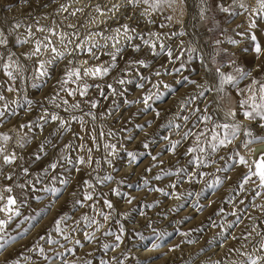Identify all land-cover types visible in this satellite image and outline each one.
Wrapping results in <instances>:
<instances>
[{
	"label": "rangeland",
	"instance_id": "rangeland-1",
	"mask_svg": "<svg viewBox=\"0 0 264 264\" xmlns=\"http://www.w3.org/2000/svg\"><path fill=\"white\" fill-rule=\"evenodd\" d=\"M243 3L248 11L240 9L233 0H184L181 5V13L184 15L181 14L180 20L173 22L166 19L167 15L172 17L171 9L167 7L168 10L164 8L167 15L165 11H157L151 16H145L141 15L144 5L133 7L127 0H28L27 3L24 0H0V31L10 41L7 47L0 46V58H3L0 63L8 61L7 54L12 53V59L25 68L15 82L8 81L0 68V95L5 97V100L0 101V111L7 108L5 115L0 117V135L10 137L6 144L0 142V146L5 148L6 153L17 157L12 165H3L0 159V193H3L5 186L12 187L11 194L17 198L21 212L3 232L6 239L15 237V240L0 249V264H83L86 260H92L93 264H100L101 260L109 261L110 264H116L117 260L122 264H216L217 261L221 264L236 261L239 264L243 257L234 251L236 249L264 256V253L252 247L253 243L260 240L256 233H252V242L232 238L250 231L254 224L264 231V223H261L264 212L259 207L264 206V198L257 197L253 200L252 184L246 185L247 191L237 196L239 189L236 185L247 169L240 165L228 167L233 163L229 157H235L237 151L253 164L246 154L248 148L241 144V140L246 139L243 131L231 145L219 149L213 162L206 167L195 168L188 163L190 157L186 155L189 147L196 146L195 134L202 130L210 135L209 129L213 127L211 122H198L197 117L202 112L211 114L213 121L231 123L232 120L227 118L226 113L229 109H236L238 115L234 119L241 129L247 127L254 137L264 138V127L245 120L239 114L237 103L244 97L237 95L236 88L227 86L223 97L214 90L205 92L201 97L198 96L201 89L182 79L186 77L202 85L207 82V86L211 87L216 83V67L221 66L222 72L234 73L233 61L252 69L253 76L257 79H264V72L255 71L257 65H264V56L257 59L255 53L242 51L250 49L251 34L256 35L257 42L264 47V17L253 14L259 8L258 0H243ZM62 4L69 6L67 12L60 11ZM97 6L104 15L95 10ZM222 7L229 8L230 11H222ZM76 9L83 11L76 16L70 15ZM233 11L238 14L231 15ZM252 21L257 24L254 29L249 28ZM17 23L20 27L13 28ZM69 24L77 26L80 41H89L88 44H82L85 51H76L55 61L54 66L48 69L50 76L46 80L34 81V66L38 64V60L36 57L27 59L24 54L31 51L36 38L43 40L47 35L36 32L35 29L55 26L57 33L63 32L67 37L65 44L68 40L72 41L68 44V49L71 50L78 41L72 35L73 29L68 27ZM122 25H129L136 31L130 33L133 36L131 43L124 36L118 37L120 44L117 47L121 52L113 61L111 56L115 49L112 45L115 41L106 37L116 36L114 30ZM28 26H31L32 37L28 36ZM181 32L184 34L180 35ZM153 33L156 35H152ZM238 33L246 35L242 37ZM17 39L29 42L17 45ZM50 39L59 51H65L57 36H51ZM230 39L237 40L238 44H230ZM145 40L155 44L156 48H150L144 43ZM93 42L99 45L93 49L99 59L86 51ZM161 43L171 50V57L167 51H159ZM135 46H139V50ZM191 49L195 51H190ZM50 58L51 54L44 52L39 60ZM69 60L73 61V65L68 64ZM84 61L88 63L85 64ZM137 61H144V66L135 63ZM98 65L114 66L109 68L106 76L84 78L89 84L84 97L78 92L74 96H68L66 91L61 90L58 81L64 78L66 66L83 69ZM251 78L240 81L237 87L245 89ZM121 79L126 83L120 84ZM177 81L181 83L177 84ZM10 83L18 91H7ZM34 83L41 86L33 87ZM138 84L144 87L139 88ZM108 85L112 88L109 89ZM164 85L171 86V94ZM65 87L74 90L76 85L69 83ZM155 92L164 95L145 112L140 101L144 95ZM26 99L32 101L31 107L24 104ZM186 99L190 101L187 104L184 103ZM63 100H67L68 105H63ZM90 102H95L97 107L91 108ZM75 103H79L80 107L73 110L70 105ZM57 104L61 106L57 107ZM65 107L69 110L65 111ZM45 111L70 121L67 131H63L61 135L57 131L58 121L52 122L50 116L49 123L43 129L34 128L29 132L25 127L21 131V125L29 122L42 123L39 118ZM72 116L77 119L72 120ZM93 116L96 118L92 119ZM184 116L189 119L185 121L182 118ZM81 119L84 121L83 125L80 123ZM170 123L172 127L168 128ZM194 124L197 127H193ZM189 131L193 135L184 138V133ZM24 135L28 137V142L20 148L18 141ZM45 140H50L51 143L41 152L40 146ZM149 141L152 142L145 149L143 144ZM201 141H204V137H201ZM81 143L84 144V151L79 150ZM106 143L116 145L114 155H107L110 150L104 148ZM172 143H177L174 150L171 149ZM65 144L74 150L62 153ZM254 144L250 145L251 148ZM89 149L93 161L99 163L78 166L79 171L71 170V183L66 188L62 186L59 180L68 177L70 173L66 163L60 161L59 157L63 154L72 159L79 156L87 158ZM128 152L139 153L135 163L129 161ZM36 156L40 159L37 160ZM153 157L157 159L153 160ZM52 163L58 165L55 170L50 168ZM220 166L227 168L226 174L230 179L215 191L196 197V192L206 189L208 182L221 175L217 172ZM177 168L186 170L183 182H180V176L155 179L157 175H162V170L175 171ZM24 169L28 170V175H24ZM197 171L204 173V179H191L192 174ZM8 176L12 179H7ZM104 176H111L112 179L103 184L96 182L97 177ZM145 180L148 181L147 185L144 184ZM84 181L92 183L93 188L84 187ZM20 185L24 187L21 188ZM172 185L176 187L173 188ZM46 187L58 188L61 194L58 197L46 194L43 191ZM85 192H94V199L83 201ZM163 192H174L176 195L164 196ZM188 192H192L193 196H187ZM73 193L83 201V206L74 204L77 196ZM105 199L112 203V209L104 205ZM241 199H245L248 205L243 223L239 227H233L231 235L226 232V239H222L218 234L228 222L235 219L230 213L245 207L239 203ZM220 209H223V213L217 215ZM99 212L109 215V220L105 221L97 214ZM84 215L95 218L102 225L100 231H96L95 225L86 227V222L82 219ZM62 216L68 219L61 227L64 228L65 235L72 237L73 242L65 241L53 232L55 221ZM6 218L0 214V219ZM121 226L124 232L121 240L117 241L115 237L120 235ZM197 229L202 231H195ZM106 232L111 235H105ZM159 233L166 234L164 240H156ZM48 234L59 243L49 246L39 240L41 236ZM85 234L94 236L89 241L85 239ZM137 234L142 235L144 240L141 241ZM75 239L81 241L79 246L74 243ZM209 241L214 242L209 244ZM154 242L160 246L154 248ZM117 243L119 247H115ZM37 244L44 247L47 260L35 251ZM105 244L113 247L105 251ZM242 244L246 246L242 248ZM65 248H72L73 253L66 252ZM57 253H63V256Z\"/></svg>",
	"mask_w": 264,
	"mask_h": 264
},
{
	"label": "snow or ice",
	"instance_id": "snow-or-ice-1",
	"mask_svg": "<svg viewBox=\"0 0 264 264\" xmlns=\"http://www.w3.org/2000/svg\"><path fill=\"white\" fill-rule=\"evenodd\" d=\"M25 3L28 2V0H24ZM234 4H237L240 9H243L244 11H248L247 6L243 3V0H233ZM127 3L129 5H132L135 7L136 5H144V12L141 13V15L145 16H151L152 14L156 13L157 11H162L165 7L169 9H175L178 5H182L184 3V0H127ZM259 8L254 11V15H260L261 17H264V0H258ZM68 5H61L60 11L61 12H67L68 11ZM113 7H116L115 5ZM98 13L101 15H104V13L101 11L100 7L97 6L95 9ZM82 9H76L70 13L72 16H76L78 12H82ZM222 11L229 12V8L222 7ZM237 12H231V15H237ZM203 16V13H201ZM167 20H172L171 16L166 17ZM13 28L18 29L20 27V24H14L12 26ZM69 28L73 29L72 35L76 38L78 41L75 44V47L71 50L68 49V44H71V40H68V43L65 44L64 41L67 39L65 34L63 32L57 33L54 27H37L35 29L36 32L40 33H46L47 35L44 36L43 40L40 38H36L33 43V47L29 53H25V57L27 59H31L32 57H36L38 60V64L34 66L35 72L32 77V79L35 80H46L49 76V67L54 66V62L63 59L66 55H71L73 52L80 51L83 52L85 49L82 47V44H88V40L80 41L79 39V33L76 31V25L69 24ZM257 27V24L255 21H252L249 23V28L254 29ZM116 32V36L106 37V39H112L115 42L113 43L112 47L115 49V52L112 54L111 59L115 61L117 59V54L121 52V49L117 47L120 44L119 36H124L127 41H132L133 36L130 35V33L135 32L136 29L131 28L129 25H122L121 27H118L114 30ZM27 33L29 37L33 36L31 26H28ZM99 34V33H97ZM184 33L181 32L180 35H183ZM152 35H156L153 33ZM238 35H241L244 37L246 34L244 33H238ZM51 36H57L60 40L61 44L64 46L65 51H59L55 46H53V41L50 39ZM250 40L252 42L250 49H242V51L247 52L250 51L252 53H255L256 58L259 59L261 56H264V47L261 46L260 43L257 42V37L254 34L250 35ZM9 38L8 36L3 32L0 31V46L7 47L9 44ZM28 40H21L17 39L15 43L17 45H23L25 43H28ZM144 43L148 45L150 48L155 49V44H150L149 41L145 40ZM229 43L232 45H237L238 41L235 39H230ZM99 47L96 43H91L89 47H87L86 51L89 55H92L95 59H99V57H96L93 49ZM136 50H139V46H135ZM159 51L165 52L167 51V54L169 57L172 56V52L170 49H166L164 44L161 43L159 45ZM190 51H195V49H191ZM49 52L51 54V58L48 60H39V57L44 53ZM8 61H5L3 63H0V68L3 69L4 76L7 77L8 81L15 82L17 81L22 72L25 70L24 66L22 64H19L17 61L12 59V53H8ZM179 58V57H177ZM3 58H0L2 60ZM85 64L88 63V61H84ZM135 63H138L141 66H144V61H137ZM234 67V73H225L221 71V66H217L215 69V80L216 83H214L211 87L207 86V82L205 84H199L196 81L188 80L186 77L182 78L187 82V84L195 85L198 89H201V91L198 93V96H204L205 92L208 91H216L221 94V97L224 96L226 92V87L231 86L232 88L237 89V95L244 97L240 99L237 103V108L239 109V114L244 117L245 120L249 122H256L260 124V127H264V79H257L255 76H253V70L248 69L246 67H242L239 64H236L235 61L232 62ZM69 65H73V61L69 60ZM114 65L104 66V65H98V66H92V67H86V68H80L76 66H66L64 78L60 81H58L60 88L62 91H66L68 96H74L78 92L81 97H84L87 94V91L89 89V84L85 82L84 78H97V77H103L106 76L109 72V68L113 67ZM255 71L257 72H264V65H257L255 67ZM159 75V73H157ZM249 77H252L249 84L246 86L245 89H239L237 86L239 85L240 81L248 79ZM69 83L75 84L76 88L69 89L66 88L65 85H68ZM120 84H125L126 81L121 79L119 80ZM177 84H180L181 81H177ZM33 87H40V84H33ZM137 87L143 88L144 86L142 84H138ZM153 87H157L156 85H153ZM108 88L111 89L112 86L108 85ZM164 88L166 91L171 94L172 88L169 85H164ZM9 92L12 91H18V89L14 88L12 84L10 83L9 86L6 89ZM59 93H57V96ZM103 95V93H101ZM163 93L155 92L149 95H144L140 102L144 105V111L147 112L152 108V103L155 101H158L162 99ZM107 98V97H105ZM5 100V97L3 95H0V101ZM53 100H55V97H53ZM189 99H186L184 101L185 104L189 103ZM63 105H68L67 100L62 101ZM24 104L31 107L32 101L26 99L24 101ZM91 108L95 109L97 107V104L95 102H90ZM20 106V105H18ZM61 105L57 104V107H60ZM22 107V106H21ZM71 109L75 110L80 107L79 103H75L70 105ZM65 111H68L69 108L65 107ZM7 111V108L5 109ZM5 111H0V117H3L5 115ZM111 114V113H110ZM85 115H91V113H85ZM159 115V113H157ZM195 115V113H193ZM238 115V112L236 109H229L226 113V116L228 119L232 120L231 123L229 122H218L213 121V117L211 114H205L204 112L201 113L200 116L197 117V120L200 124H207L211 122L213 124V127L209 129V134L205 133L204 131L200 130L195 134L196 138V146L195 147H189L187 149L186 155L190 157L188 160V163L193 165L195 168H203L208 166L210 162H213V157L218 153L219 149L225 148L228 145H231L233 141L236 140L237 136L241 131H243V137L246 139L241 140V144L244 148H248L251 144L258 142L261 145H264V138H258L254 137L252 134L251 129L245 127L243 130L241 129V126L235 122V117ZM49 116L50 120L52 122L58 121V128L57 131L60 132V134H63V131H67V125L70 123V121H66L65 119H61L58 115L55 114H49L47 111H45L44 115H42L39 119L42 121V123L37 122H29L26 125H21V131L26 127L29 132L33 131L34 128H40L43 129L45 124L49 123ZM96 117L93 116L92 119H95ZM185 121H187L189 118L187 116L182 117ZM72 120H76V116L71 117ZM81 125L84 124V121L80 120ZM168 128L172 127V124L170 123ZM178 128L179 125H176ZM193 127H197L196 124L193 125ZM103 135V134H102ZM109 135H114V133H109ZM193 135L191 131L184 133V138H188L189 136ZM201 137H204V141H201ZM167 139V137H165ZM10 140V137L6 134L0 135V142H3L6 144ZM28 142V137L26 135L21 136L20 140L18 141L19 147L23 148L25 144ZM93 142H95V139H93ZM152 141L146 142L143 144V147L147 149ZM51 143L50 140H45L43 144L40 146V151H45V146L47 144ZM179 143V142H177ZM177 143L171 144V149H175L177 147ZM204 146H201V145ZM104 148L107 151V155L112 156L115 153L116 145L106 143L104 145ZM70 150V146L68 144H65L61 152H67ZM79 150L84 151V144L81 143L79 145ZM196 155H193V154ZM128 159L130 162L135 163L138 159L139 153L136 152H128L127 153ZM0 159H2L3 165H12L16 162L17 157L15 154H8L5 151V148L3 146H0ZM36 159L39 160L40 157L36 156ZM60 161L65 162L67 166V170H69V176L66 178H61L59 180V183L66 188L68 184L71 183L72 177H71V170L79 171L78 166H83L85 164L91 165L93 163L98 164L99 161H93L91 156V149L88 150L87 158L85 156H79L76 159H72L69 156L61 155L59 157ZM156 157H153V160H156ZM223 159V158H222ZM233 161L231 165L228 167H235L236 165L244 166L247 170L243 174L241 180L237 183L236 187L239 189V191L236 192V195L239 196L241 193L247 191L246 185L252 184L254 187L251 189V191L254 193L253 200L257 197L264 198V156H262L260 159L256 160L253 164H249L248 160L245 158V156L240 155L239 151L236 152L235 157H229ZM111 163V161H109ZM56 163L50 164V168L55 170L57 168ZM24 175H28V170L24 169ZM184 168H177L175 171H165L162 170V175H157L155 177L156 180H160L162 176H180L181 181L183 182V174L185 173ZM217 172H220L221 175L216 176L215 179H213L211 182H208L206 185V189H202L195 193L196 197H200L205 195V192L211 193L212 191H215L218 189L222 184H224L228 179H230V176H228L227 168L224 166H220L217 168ZM204 179V173L202 171H197L192 174L191 179ZM7 179L11 180L12 177L8 176ZM55 179V178H54ZM111 176H104L103 178L97 177L96 182L103 184L106 181L111 180ZM144 184L147 185L148 181L145 180ZM83 186L87 189H92L93 185L89 181H84ZM21 188L24 187V185H20ZM173 188L176 187V185H172ZM157 191H162L161 189H156ZM43 191L46 194H49L53 197H58L61 192L58 188L55 187H46L43 189ZM13 192V188L10 186H5L3 189V193H7L8 195H4L3 193H0V214H2L4 217H7L6 219H0V249H4L6 245L10 241H14L15 237H8L7 239L4 237L3 232L6 228V226L15 218L19 217L21 215L20 212V205L18 204L17 198L13 196L11 193ZM74 196H77V198L74 200L75 205L83 206V201H91L94 199V192H85L83 195V201L79 198V196L76 193H73ZM164 196L169 195H176L174 192H163ZM187 196H193L192 192H188ZM179 199L180 197L177 196ZM104 205L108 209H112L113 205L109 202V200L105 199L103 201ZM131 203V201H129ZM241 205H245L243 208H239L237 210H234L230 213L231 216L235 217L233 221H230L224 226L221 230V232L218 234L222 239H226L225 233L227 232L228 235H231V229L233 227H239L240 224L243 223V218L245 213L247 212V204L245 199H241L239 201ZM249 203H251L249 201ZM261 211L264 212V206H259ZM235 208V205H234ZM223 213V209H220L219 212H217V215H220ZM98 215L102 216L105 221L109 220V215L104 214L103 212L97 213ZM28 219V218H25ZM68 218L66 216H62L59 219L55 221V227L53 229V232L56 236L62 237L65 241H72V237L69 235L64 234V228L61 227L62 223H65ZM82 219L86 222V227L91 228L93 225L96 226V231H100V228L102 225H99L95 218H90L87 215H84ZM214 224L215 221H212ZM261 223H264V220L261 221ZM72 231H75V229H72ZM195 231H202L201 229H197ZM124 229L121 226L120 229V235H116L115 239L117 241L121 240V237L123 235ZM252 233H256V236L260 237L259 241H256L252 244V247L254 249H257L259 252L264 253V231H261L257 228V226L254 224L250 231L241 233L240 237L233 236V239H240L242 241L246 242H252L254 239L252 237ZM105 235H111V233H105ZM139 239L141 241L144 240V237L142 235H139ZM183 235H189V233H183ZM94 234H85V239L91 241ZM166 234L165 233H159L156 236V240H164ZM40 241H44L47 245H55L58 244L59 241L52 238L51 234H48L46 236H41L39 238ZM192 242V241H189ZM214 241H209L208 243L211 244ZM74 243L76 245H80L81 241L79 239H75ZM160 245L157 243H153L154 248H158ZM245 244H242L241 247H245ZM112 245L105 244L103 246L104 250L107 251L110 248H112ZM115 247H119V244L117 243ZM66 252L73 253L72 248H65ZM35 251L38 252V254L44 256L45 249L43 246H40L37 244ZM239 256L243 257V260L239 261V264H264V256L254 255L249 252L241 251L239 249L234 250ZM59 256H63V253H57ZM44 258L47 260L48 257L44 256ZM115 259V258H113ZM83 264H93L92 260H86L83 262ZM100 264H110L109 261L101 260ZM116 264H122L121 261L117 260ZM216 264H221V262L217 261ZM232 264H237L236 261H233Z\"/></svg>",
	"mask_w": 264,
	"mask_h": 264
},
{
	"label": "bare ground",
	"instance_id": "bare-ground-1",
	"mask_svg": "<svg viewBox=\"0 0 264 264\" xmlns=\"http://www.w3.org/2000/svg\"><path fill=\"white\" fill-rule=\"evenodd\" d=\"M143 6V5H142ZM166 8V7H165ZM96 9V8H95ZM167 9V8H166ZM165 9V10H166ZM169 9V8H168ZM167 9V10H168ZM182 9V7H181V5H178L175 9H171V14H172V21L173 22H175V21H179L180 19L179 18H181L182 16H181V14L182 15H184L183 13H181L183 10H181ZM164 9L162 10L163 12L165 11ZM159 12V11H158ZM157 12V13H158ZM162 12V13H163ZM169 12V11H168ZM165 13V15H167L166 13V11L164 12ZM170 13V12H169ZM168 13V14H169ZM190 14V13H189ZM159 15V14H158ZM164 15V14H163ZM170 16V15H169ZM101 17V16H100ZM167 17H168V15H167ZM162 18V17H161ZM187 19V18H186ZM101 21H102V19H101ZM103 22V21H102ZM187 23V22H186ZM176 24H178V23H176ZM183 26V25H182ZM178 27V26H177ZM202 35V34H201ZM96 43V42H95ZM131 43V42H130ZM196 48V47H195ZM204 55V54H203ZM204 60V59H203ZM107 78V77H106ZM243 140V139H242ZM87 148V147H86ZM241 150V149H240ZM247 150V152H246V154H248L247 155V157L249 158L250 157V159H251V161L254 163L256 160H258V159H260L262 156H264V145H261V144H259V143H255L253 146H252V148H251V146L250 147H248V149H246ZM241 151H243V150H241ZM244 153V152H243ZM245 154V153H244ZM246 157V156H245ZM249 162V164L251 163L250 162V160L248 161ZM246 172V171H245ZM140 181V180H139Z\"/></svg>",
	"mask_w": 264,
	"mask_h": 264
}]
</instances>
